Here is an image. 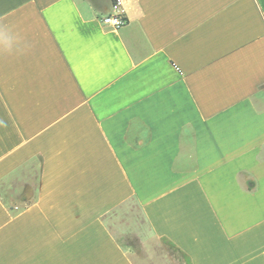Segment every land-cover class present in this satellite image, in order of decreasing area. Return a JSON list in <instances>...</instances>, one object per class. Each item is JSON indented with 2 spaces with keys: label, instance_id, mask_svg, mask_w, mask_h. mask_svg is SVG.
<instances>
[{
  "label": "crops",
  "instance_id": "0c3cea01",
  "mask_svg": "<svg viewBox=\"0 0 264 264\" xmlns=\"http://www.w3.org/2000/svg\"><path fill=\"white\" fill-rule=\"evenodd\" d=\"M111 5L0 0V264H264V0Z\"/></svg>",
  "mask_w": 264,
  "mask_h": 264
},
{
  "label": "rangeland",
  "instance_id": "374dc122",
  "mask_svg": "<svg viewBox=\"0 0 264 264\" xmlns=\"http://www.w3.org/2000/svg\"><path fill=\"white\" fill-rule=\"evenodd\" d=\"M111 230L114 232L119 243L125 247L134 246L136 241L142 236L148 237L149 244L155 249L159 258L162 259V262L167 260L173 264H187L184 258L172 247L165 243H161L158 246L154 243L155 241L153 238H150L149 231L140 214L139 208L133 203H130L126 209L121 210L116 215L114 218V226ZM132 257L137 264H140L139 256H135L134 254ZM162 257L165 259L163 260Z\"/></svg>",
  "mask_w": 264,
  "mask_h": 264
},
{
  "label": "built area",
  "instance_id": "2783aa9c",
  "mask_svg": "<svg viewBox=\"0 0 264 264\" xmlns=\"http://www.w3.org/2000/svg\"><path fill=\"white\" fill-rule=\"evenodd\" d=\"M119 7L120 0H112V13L100 17L99 22L111 30H119L124 27L127 24V19Z\"/></svg>",
  "mask_w": 264,
  "mask_h": 264
},
{
  "label": "clouds",
  "instance_id": "9594fccd",
  "mask_svg": "<svg viewBox=\"0 0 264 264\" xmlns=\"http://www.w3.org/2000/svg\"><path fill=\"white\" fill-rule=\"evenodd\" d=\"M0 35L4 36V33H3V31H2V32H0Z\"/></svg>",
  "mask_w": 264,
  "mask_h": 264
},
{
  "label": "trees",
  "instance_id": "16d2710c",
  "mask_svg": "<svg viewBox=\"0 0 264 264\" xmlns=\"http://www.w3.org/2000/svg\"><path fill=\"white\" fill-rule=\"evenodd\" d=\"M174 249V248H173Z\"/></svg>",
  "mask_w": 264,
  "mask_h": 264
}]
</instances>
